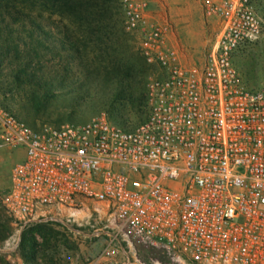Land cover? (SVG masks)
I'll use <instances>...</instances> for the list:
<instances>
[{"label": "built area", "instance_id": "2783aa9c", "mask_svg": "<svg viewBox=\"0 0 264 264\" xmlns=\"http://www.w3.org/2000/svg\"><path fill=\"white\" fill-rule=\"evenodd\" d=\"M152 1L121 0L151 67L137 125L102 113L34 126L0 88V149L23 152L1 201L24 225L82 199L107 208L117 230L86 264H144L124 245L132 239L173 264H264V63L254 85L236 63L242 46L264 36V16L255 0H200L220 27L198 65L172 44L174 23ZM17 247L3 252L4 263L28 264Z\"/></svg>", "mask_w": 264, "mask_h": 264}, {"label": "rangeland", "instance_id": "374dc122", "mask_svg": "<svg viewBox=\"0 0 264 264\" xmlns=\"http://www.w3.org/2000/svg\"><path fill=\"white\" fill-rule=\"evenodd\" d=\"M168 1L163 0L165 10L178 28L177 39L188 60L203 64L218 38L220 24L216 20L207 22L200 0ZM255 3L264 16V0ZM112 5L115 13L106 20V34L93 40H87L86 33L71 18L39 14L38 8L31 12L34 24L15 25L18 48L12 49L11 56L5 54L11 48V36L0 32V87L6 105L17 116L34 126L82 123L102 113L127 126L145 119L151 67L140 54L137 35L125 25L121 0H114ZM151 8L162 11L158 1ZM195 20L201 27H194L189 35L198 41L185 39L180 28ZM236 63L249 84H258L264 63V36L242 46ZM16 69L26 72H20L21 80L16 77ZM32 75L35 80L28 81ZM47 87L52 92L45 96ZM22 157V150L0 149V238L8 235L0 240V264H6L1 261L3 252L16 244L17 253L28 264H86L104 247L105 235L117 230L108 209L100 213L98 203L82 199L79 205L55 208L42 219L25 225L17 222L1 196L11 183L13 165ZM36 225L45 227L52 237L46 242L43 233L35 232L36 247L24 249L23 232ZM124 245L144 264H173L161 248L133 239L124 241ZM30 253L34 254L31 258L27 256Z\"/></svg>", "mask_w": 264, "mask_h": 264}, {"label": "trees", "instance_id": "16d2710c", "mask_svg": "<svg viewBox=\"0 0 264 264\" xmlns=\"http://www.w3.org/2000/svg\"><path fill=\"white\" fill-rule=\"evenodd\" d=\"M113 1L114 0H0V32L9 33L12 39L11 48L6 50L5 54L10 55L12 49L18 48V44L15 43V34H17L18 27H15V25L19 23L22 26H25L27 23L34 24L35 21L31 16V12L37 8L39 9V14L49 12L50 14H59L63 18H71L72 22L86 33L85 38L87 40L100 38V36L106 34L109 27L106 20L115 13L113 11ZM38 43L41 45L43 44L42 40H38ZM116 64L117 63L114 62L112 64L113 67L117 66ZM29 65L30 64H27L23 68ZM15 72L17 79L21 80L20 72H25V70L16 69ZM27 75H29L28 72ZM34 78V75H32L27 80L34 81ZM51 90V87H47V94H45V96L49 95L52 92ZM35 232L43 233L42 236L46 242L52 237V235L48 234L45 227L41 225L32 226L30 229L23 232L22 245L24 249L29 247L34 249L36 247ZM7 237L8 235H4L0 240H4ZM27 256L31 258L34 254L30 253ZM1 261L4 263L3 257Z\"/></svg>", "mask_w": 264, "mask_h": 264}, {"label": "crops", "instance_id": "0c3cea01", "mask_svg": "<svg viewBox=\"0 0 264 264\" xmlns=\"http://www.w3.org/2000/svg\"><path fill=\"white\" fill-rule=\"evenodd\" d=\"M157 0H153L152 1V4H153V6L155 5V2H156ZM168 1V0H167ZM169 2V1H168ZM170 3V2H169ZM160 6H161V9L162 10H165V6L163 7V5H161L160 4ZM173 11L175 12V13H178L179 11H177L176 9H174L173 8ZM194 27H198L199 29H200V27H201V22L199 21V20H195V21H193L192 23H189V25L188 26H185V27H182V28H180L181 29V32H182V34L185 36V39H189V40H195L196 39V37H195V39L193 38V37H191V35H189V34H192V29L194 28ZM177 34H179V32H178V28H176L175 29V33H174V35H172V40H171V42H172V44H173V42H177ZM195 41H198V39H196ZM181 44V43H180ZM0 173H1V171H0ZM11 180V177L9 176V181Z\"/></svg>", "mask_w": 264, "mask_h": 264}]
</instances>
